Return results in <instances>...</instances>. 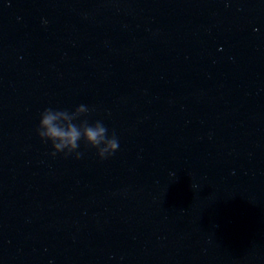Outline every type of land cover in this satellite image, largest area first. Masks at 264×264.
<instances>
[{
	"label": "water",
	"instance_id": "1",
	"mask_svg": "<svg viewBox=\"0 0 264 264\" xmlns=\"http://www.w3.org/2000/svg\"><path fill=\"white\" fill-rule=\"evenodd\" d=\"M0 264H264V0H0Z\"/></svg>",
	"mask_w": 264,
	"mask_h": 264
},
{
	"label": "clouds",
	"instance_id": "2",
	"mask_svg": "<svg viewBox=\"0 0 264 264\" xmlns=\"http://www.w3.org/2000/svg\"><path fill=\"white\" fill-rule=\"evenodd\" d=\"M92 109L78 104L72 111L67 109L44 108L35 128L36 135L51 146L50 155L72 154L79 159L83 153L78 151L81 141L86 147L96 150L100 159H107L119 149V140L115 133H109L101 120L89 122Z\"/></svg>",
	"mask_w": 264,
	"mask_h": 264
}]
</instances>
